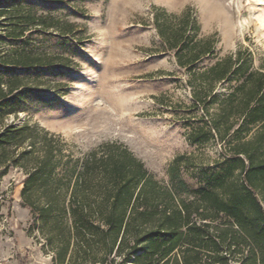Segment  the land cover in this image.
I'll return each instance as SVG.
<instances>
[{
  "label": "trees",
  "instance_id": "trees-1",
  "mask_svg": "<svg viewBox=\"0 0 264 264\" xmlns=\"http://www.w3.org/2000/svg\"><path fill=\"white\" fill-rule=\"evenodd\" d=\"M19 8L0 9L9 29L3 37L24 38L36 26L73 31L71 22ZM152 25L186 75L190 102H174L172 111L185 116L190 144L218 146L215 158L177 155L164 181L118 141L74 157L37 123L4 122L25 77L0 75V176L10 167L23 170L20 205L53 264H264V63L255 67L252 53L240 47L202 65L218 39L199 36L189 7L179 13L154 7ZM55 59L25 47L0 51V73ZM161 98L155 100L164 105Z\"/></svg>",
  "mask_w": 264,
  "mask_h": 264
},
{
  "label": "rangeland",
  "instance_id": "rangeland-1",
  "mask_svg": "<svg viewBox=\"0 0 264 264\" xmlns=\"http://www.w3.org/2000/svg\"><path fill=\"white\" fill-rule=\"evenodd\" d=\"M16 6L71 22L73 31L60 34L36 26L24 38L11 40L3 37L9 29L4 30L0 18L4 54L25 47L33 54L57 57L46 66L0 73L3 78L25 77L21 96L12 102L14 112L4 122L37 123L60 136L74 157L102 142L118 141L164 181L177 155L192 154L195 161L208 162L217 156L218 146L190 144L185 116L172 111V103L190 102L186 75L171 52L163 50L152 9H192L199 36L214 34L218 39L214 56L202 65L240 47L249 49L255 67L264 63V0H0V9ZM159 96L164 105L156 102ZM183 176L196 185L188 174ZM24 177L19 167L0 176V264H53L40 232L30 228L28 208L20 205Z\"/></svg>",
  "mask_w": 264,
  "mask_h": 264
},
{
  "label": "crops",
  "instance_id": "crops-1",
  "mask_svg": "<svg viewBox=\"0 0 264 264\" xmlns=\"http://www.w3.org/2000/svg\"><path fill=\"white\" fill-rule=\"evenodd\" d=\"M11 264V263H10Z\"/></svg>",
  "mask_w": 264,
  "mask_h": 264
}]
</instances>
